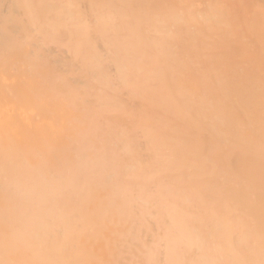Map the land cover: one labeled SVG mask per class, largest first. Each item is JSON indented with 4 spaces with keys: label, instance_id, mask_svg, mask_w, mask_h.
Segmentation results:
<instances>
[{
    "label": "bare ground",
    "instance_id": "1",
    "mask_svg": "<svg viewBox=\"0 0 264 264\" xmlns=\"http://www.w3.org/2000/svg\"><path fill=\"white\" fill-rule=\"evenodd\" d=\"M0 264H264V0H0Z\"/></svg>",
    "mask_w": 264,
    "mask_h": 264
}]
</instances>
